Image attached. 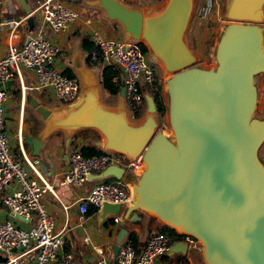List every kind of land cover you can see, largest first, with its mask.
<instances>
[{
    "label": "water",
    "instance_id": "1",
    "mask_svg": "<svg viewBox=\"0 0 264 264\" xmlns=\"http://www.w3.org/2000/svg\"><path fill=\"white\" fill-rule=\"evenodd\" d=\"M30 21L25 0H15ZM108 19L117 20L124 38L141 42L163 74L168 121L173 133L157 131L152 97L145 95L144 113L135 122L124 110L97 100L96 85L84 82L77 95L57 111L40 108L45 125L65 134L95 129L103 151L140 159L132 173L127 205L102 202L98 219L120 215L121 225L111 243L114 260L126 235L124 221L134 209L155 216L170 229L200 245L206 264H264V170L256 148L264 138V119L251 117L255 103L253 74L264 71L260 24L264 0H225L222 18L229 21L215 45L216 65L198 69L184 40L195 0H163L154 9L128 8L116 0H97ZM78 66V58L71 61ZM119 95H123L120 82ZM34 105V104H33ZM30 155L38 153L39 136H24ZM124 169L106 165L120 178ZM14 217L22 219L19 215ZM186 241H172L164 252H184Z\"/></svg>",
    "mask_w": 264,
    "mask_h": 264
},
{
    "label": "crops",
    "instance_id": "2",
    "mask_svg": "<svg viewBox=\"0 0 264 264\" xmlns=\"http://www.w3.org/2000/svg\"><path fill=\"white\" fill-rule=\"evenodd\" d=\"M25 1L30 10V21L28 22H26L25 15L15 0H0V55H2L8 43L11 42L16 45L21 44L30 32L41 27L40 14L37 9L38 0L33 6H31V3L27 0ZM62 1L70 8L75 9L80 14V19L69 23L65 30L57 33H52L47 27L42 26L43 33L59 46V51L51 59L50 65L61 71L67 70L71 74H74L78 79L79 87H81L84 82L95 83L97 100L103 106L110 109L121 107L128 121H137L141 118L144 111L141 115L133 116L129 111L123 95H119V88L115 93H109L101 87L99 83L100 70L104 65H107V63L90 64L86 56V46L88 45L86 40H90V29H96L106 38L123 39L124 33L120 23L117 20L106 18L103 10L97 5V0ZM116 1L128 8H135L141 11L145 9H154L163 2V0H138L139 2L137 3H124V1L121 0ZM87 17H89V22L85 23L84 18ZM8 20L18 21L12 32L10 30V25L7 23ZM21 22H23V24L20 26ZM259 26L261 27L263 39L264 23ZM262 39L261 44L263 43ZM145 53L150 60L147 52ZM75 58H78V66H74L71 63ZM110 65L115 71V74L111 77V81H118L120 86V82H122V73L119 68L112 64ZM21 70L20 79L22 84H32V72L23 69L21 73ZM15 83L17 86L14 85ZM0 87L5 93L1 103L2 127L13 158L22 163H25L24 157L30 161L32 167L50 185L53 191V193L46 191L41 195L40 199L46 211L52 217V230H61L62 244L59 249V255L63 252H69L71 255V264L92 263L99 256V253L94 250V247H100L101 253H105V248H111V243L115 237L116 231L121 225L118 221L107 224L104 223V220L111 216H108L104 220H99L97 217L98 210L90 214L85 213L83 219H78V198L85 194L91 184L97 180H118L120 182H125L128 185L130 194L131 185L133 183L132 173L137 175L141 170V166L138 168L129 167L126 162L127 159L123 155L118 154L117 161L113 164L124 169L120 178H115L111 174L100 178H93L88 174L86 180L80 185L71 186L59 184L58 179L67 169V150L74 146L79 147L87 140L96 145L95 142L100 137L99 133L92 128H79L68 134H65L62 130L54 129L41 135L45 123L39 114L40 108H45L49 111H57L62 108L66 102H57L56 100L58 98L53 95L49 88H44L42 90L27 89L22 92L19 88L18 79L15 76L1 83ZM31 90L34 91V97L30 100H26V92ZM161 92L163 96L162 89ZM101 97L105 98L108 102H103ZM28 109H30V111ZM17 133L20 136L19 141L17 140ZM35 135L40 137V147L38 153L32 156L29 153V146L22 141V138L24 136ZM70 138H73L71 142ZM26 169L29 173H32L29 166L26 165ZM102 169L91 174L99 173ZM13 187L14 184L11 182L4 187L3 191H0V220L11 221L22 227L29 226L31 223L29 219L14 217V213L7 211L2 203L1 198L4 192L9 191ZM129 202L130 201L124 205L129 204ZM90 207L91 206H88V208ZM161 225L162 222L152 214L141 209H134L124 221L123 227L126 233L127 231H133L135 233V244L136 248L139 249L147 237ZM183 236L182 234L179 235V238L176 240L185 241V237ZM84 238H86V240H84ZM31 254L32 252H28L26 256L31 257ZM108 259L110 264H115L111 257V249ZM3 263L4 256L0 254V264ZM153 264H206V262L202 256L201 245L193 239L191 242L186 241L184 252L173 251L170 254L163 252L154 260Z\"/></svg>",
    "mask_w": 264,
    "mask_h": 264
},
{
    "label": "built area",
    "instance_id": "3",
    "mask_svg": "<svg viewBox=\"0 0 264 264\" xmlns=\"http://www.w3.org/2000/svg\"><path fill=\"white\" fill-rule=\"evenodd\" d=\"M204 4L202 16L207 12L218 13L222 0H202ZM37 9L40 14L41 27L30 32L21 44L8 43L0 55V84L15 76L19 88L42 90L49 88L53 95L70 101L79 90L78 79L74 74L67 75L50 65L51 59L58 53L59 46L52 42L42 31L47 27L52 33L65 30L69 23L80 19V14L70 8L62 0H38ZM89 22V17L84 18ZM11 32L18 21L8 20ZM89 38L93 44L90 60L100 58L103 63L112 64L122 73L123 97L133 116L141 115L139 109L145 106V95L153 87L156 70L153 61L147 58L138 41L128 37L111 39L103 37L96 29L89 30ZM25 69L33 74V83L22 84L20 70ZM4 90L0 87V191L9 183L14 187L2 195V203L10 213L31 221L29 226L22 227L11 221L0 220V254L4 256L3 264H70L71 255L63 252L59 255L62 244L61 230H52V217L41 202V195L53 191L50 185L36 172L30 161L24 156L25 163L14 159L2 127L1 103ZM17 140L20 136L17 133ZM118 153L103 151L98 155H83L79 147L67 150V169L61 174L58 183L77 186L86 180L89 173L98 172L108 164L117 161ZM131 168L141 166L139 158L126 160ZM29 166L32 173L26 169ZM127 183L120 181L97 180L91 184L85 194L77 201V217L83 219L87 207L98 210L102 202L124 205L129 201ZM120 215L112 216L113 222ZM175 233H178L174 231ZM181 235V233H178ZM185 241L192 237L182 234ZM86 240V238H84ZM172 242L166 231L151 233L135 253L127 241L121 239L118 245L115 264H153ZM94 250L99 256L90 264H110L108 257L101 253V248ZM32 252L31 257L27 253Z\"/></svg>",
    "mask_w": 264,
    "mask_h": 264
},
{
    "label": "rangeland",
    "instance_id": "4",
    "mask_svg": "<svg viewBox=\"0 0 264 264\" xmlns=\"http://www.w3.org/2000/svg\"><path fill=\"white\" fill-rule=\"evenodd\" d=\"M27 1L31 3V6H33L34 4H36L37 0ZM121 1H124V3L139 2L138 0ZM224 2L225 0H222L221 5L217 7L218 13H212V11H209L205 16H202L201 11L204 4L202 3V0H196L194 11L192 12L186 31L184 33V40L186 42V45L195 56V63L192 65L195 68L208 69L216 65L214 56L215 45L219 38V35L226 28L227 24H229V21H225L222 18ZM22 24L23 22L20 23V26ZM262 42V48L264 49V37L262 39ZM153 65L155 67L156 75L163 91V100L166 102L168 97L167 92L164 88L169 75L163 74L161 68L156 62L153 61ZM22 72L23 69L21 70V73ZM253 84L255 87V103L251 117L261 120L264 119V71H259L253 74ZM14 85L17 86L16 83ZM103 95L106 96L105 94ZM33 97V90L26 92V100H30ZM101 100L103 102H108L103 97H101ZM56 101L65 103L67 100L57 99ZM144 108L145 106L139 109L140 113H143ZM28 110L30 111V109ZM155 119L157 123L156 130L160 131L167 138H171L173 136V133L168 121L167 110H165L162 116L156 114ZM256 158L264 170V138L256 148ZM103 255L108 257L110 255V248H105V253L103 252Z\"/></svg>",
    "mask_w": 264,
    "mask_h": 264
},
{
    "label": "trees",
    "instance_id": "5",
    "mask_svg": "<svg viewBox=\"0 0 264 264\" xmlns=\"http://www.w3.org/2000/svg\"><path fill=\"white\" fill-rule=\"evenodd\" d=\"M86 41L88 42V45L86 46L87 61L90 64H102V61L99 57L96 58L94 61L90 60L89 52L92 49L93 44H92L91 40H86ZM138 44H139L140 48L142 49V51L146 52L145 46L141 42H138ZM62 72L67 74V75H71V73L67 70H63ZM113 74H115V71L111 68L110 64L104 65L100 70L99 83H100L101 87L104 88L109 93H115L119 88V82L118 81H115V82L111 81V77ZM154 77H155V79H154L153 87L149 91V95L152 97L156 114L162 116L166 110V106L164 104V100H163V96H162V92H161V85L158 81L157 75H155ZM72 139L73 138H70V142L72 141ZM79 149L83 155H98V154L103 153L102 149H100L98 146L94 145L89 140H87L85 143L81 144L79 146ZM94 211H95L94 207H90V208L87 207L86 214H90ZM111 222H113L112 217L104 220V223H106V224L111 223ZM158 231H166L168 234H170L172 241H175L176 239H178L179 235H180L178 233H175L174 230L170 229L169 227H167L164 224L159 226L154 232H158ZM123 241H127L128 243H130V245L134 249L135 253L137 252L138 249L136 248V244H135V242H136L135 233L133 231H127L126 235L123 237ZM70 264H71V262H70Z\"/></svg>",
    "mask_w": 264,
    "mask_h": 264
}]
</instances>
